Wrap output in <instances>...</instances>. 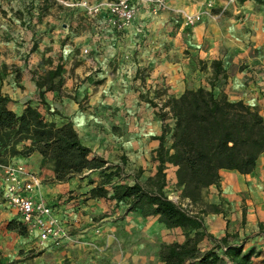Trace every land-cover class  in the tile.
Instances as JSON below:
<instances>
[{
    "label": "crops",
    "instance_id": "obj_1",
    "mask_svg": "<svg viewBox=\"0 0 264 264\" xmlns=\"http://www.w3.org/2000/svg\"><path fill=\"white\" fill-rule=\"evenodd\" d=\"M166 2L169 11L153 17L148 7H142L132 26L118 31L108 25L106 14L92 18L82 8H65L59 0H0V98L9 101V110L17 116L31 106L47 122L72 123L81 143L90 149L91 159L138 174L140 183L156 174L157 139L168 125L140 98L150 84L155 90L165 83L167 99L179 98L186 90H209L206 79L211 70L201 72L199 62L221 61L228 76L224 92L231 100L257 108L264 118V7L234 8L227 17H203L202 23L189 28L178 12L198 14L206 0ZM217 2L216 10L222 3ZM184 50L192 60L184 58ZM58 67L62 73L52 84L56 87L61 79V87L39 88L38 81ZM13 162L39 178L41 185L31 195L35 201L53 208L71 235L89 234L83 230L89 213L75 214L74 206L67 203L77 197L80 177L56 183L52 165L42 167L38 154ZM175 172L169 167L166 174L177 185ZM220 177L219 185L210 187L204 200L222 213L203 214L206 232L217 243L228 237L230 244L259 254L252 262L264 264V154L251 175L222 171ZM101 205L87 203L96 211ZM11 222L19 223L20 217L3 199L0 174V263L20 261L33 250H46L47 255L54 249L40 247L37 234L22 236L8 230Z\"/></svg>",
    "mask_w": 264,
    "mask_h": 264
},
{
    "label": "trees",
    "instance_id": "obj_2",
    "mask_svg": "<svg viewBox=\"0 0 264 264\" xmlns=\"http://www.w3.org/2000/svg\"><path fill=\"white\" fill-rule=\"evenodd\" d=\"M223 64L213 62V80L210 89L186 90L179 98H169L160 113L163 122L170 116L173 127L164 126L157 140L155 152L156 174L144 184L133 185L115 182L122 169L109 167L100 158L91 159L72 123L61 126L45 121L41 113L28 106L22 115L9 110V101L0 98V164L7 165L17 158L41 157L42 167L52 165L54 181L67 183L87 172H99L101 182L88 192L89 200L126 203L129 212L140 213L144 218L154 217L168 230L184 232L183 244H164L159 258L162 264H253L256 254L245 252L243 247L229 243L225 237L217 240L204 228L201 215L189 216L165 194L166 171L176 169L177 186L182 189L181 199L197 208H209V214H221L217 206L205 203V193L218 186L222 171H235L247 176L254 173L257 161L264 154V118L257 108L243 101H234L216 81L223 75ZM62 67L38 81L39 88L55 90L52 81L60 77ZM106 187H110L108 190ZM8 230L27 235V229L11 222ZM205 241H215L209 250H202Z\"/></svg>",
    "mask_w": 264,
    "mask_h": 264
},
{
    "label": "rangeland",
    "instance_id": "obj_3",
    "mask_svg": "<svg viewBox=\"0 0 264 264\" xmlns=\"http://www.w3.org/2000/svg\"><path fill=\"white\" fill-rule=\"evenodd\" d=\"M59 1L65 8L69 9L71 8L69 7L70 4L80 0ZM217 1L219 0H216L214 9L209 13L208 10L204 8L203 12H207L203 16L204 19L207 17L210 20H218L221 17H227L230 12H233L234 8L247 9L251 8V5L257 8L264 7V0H234L232 3L230 0H221V7L216 10ZM180 12H183V10ZM241 16L240 13L237 15V21L240 20ZM202 22L201 20L200 23ZM178 23H180V21H178ZM195 26L189 28H194ZM181 39H183V41L185 40L183 34ZM183 56L184 58L192 60L190 59L191 54L188 50L183 51ZM221 63L223 64V70L227 76L226 65L223 62ZM212 64L213 62L205 63L200 61L198 67V70L201 72L204 71L205 73H207L210 68L212 75L206 79V83L209 86L211 80L214 78ZM194 65L197 64L195 63L193 66ZM194 67L197 69L196 66ZM230 71H232V69H230L229 72ZM145 78L144 76L141 77L142 81H145ZM218 81V83L216 81L217 88L225 90L224 88L227 80H225L224 76L220 75ZM147 85H149V83H147ZM148 88L149 89H147V87L144 88L146 90L141 93L140 98L154 109L153 112L156 116L159 117L160 113L167 115V111L162 112L159 107L168 100L165 83L159 85L155 90L152 89L151 84ZM168 118H170V116L166 117L165 122L161 121L163 125L168 124L172 128L173 122ZM159 119L161 118L159 117ZM79 177L81 178L79 181L82 183V186L78 188L79 193L77 197L69 198L67 203L70 206H74L75 214H77L78 211L80 215L82 214L81 216L85 215V212L89 213V223L86 228H83V230H87L89 234H70L71 240L60 248L53 247L54 249L51 250L50 254L46 255L48 252L46 250H33L28 252L22 260L11 264H17L19 262L24 264H162L159 258L162 245L173 243L183 244L185 242V235L182 230H168L158 221V218H144L140 213L129 212V206L126 203L118 204L116 202L110 203V201L105 200H89L88 192L101 182L99 172H87ZM139 177L140 175L138 174H130L122 170L120 178L115 179V182L130 185L134 184L136 182L135 180ZM167 182L165 194L168 199L174 204L183 202L184 200L181 199V191L178 189V186L170 183L168 179ZM106 188L108 190L110 189V187ZM89 201H95L96 203L102 202L101 210L96 211L95 207L89 208V206H87ZM82 208L89 209L81 212ZM202 210L206 212V214L210 211L207 207L200 209L194 206L193 212L200 215ZM201 219L203 222V215H201ZM108 224L112 227L106 230V228H109L105 227ZM91 232L93 234H90ZM215 245L216 243L214 241H210L204 243V245L200 247L204 251Z\"/></svg>",
    "mask_w": 264,
    "mask_h": 264
},
{
    "label": "built area",
    "instance_id": "obj_4",
    "mask_svg": "<svg viewBox=\"0 0 264 264\" xmlns=\"http://www.w3.org/2000/svg\"><path fill=\"white\" fill-rule=\"evenodd\" d=\"M193 3L196 0H186ZM234 0H230L232 3ZM216 0H206L205 9L208 13L214 9ZM71 8H82L89 17H97L106 14L109 26L118 31L130 28L138 16L142 7L149 8V14L153 17L169 11L166 0H112L101 1L95 4L88 0H80L69 5ZM182 15L186 27H193L200 23L204 14L200 12ZM87 53V51L85 52ZM160 109L163 108L159 106ZM168 111V109L163 110ZM2 176V196L8 207L13 209L20 217V222L28 233L37 234L40 247L52 246L62 247L71 240L70 233L63 227L61 221L56 217L53 208L42 200L35 201L31 196L41 183L39 178L33 174L25 165L11 162L7 165L0 164ZM185 214L196 216L193 212L194 206L188 200L176 204Z\"/></svg>",
    "mask_w": 264,
    "mask_h": 264
}]
</instances>
